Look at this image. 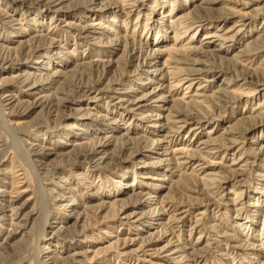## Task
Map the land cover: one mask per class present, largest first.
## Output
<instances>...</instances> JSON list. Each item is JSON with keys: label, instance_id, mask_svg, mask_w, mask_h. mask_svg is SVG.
Returning a JSON list of instances; mask_svg holds the SVG:
<instances>
[{"label": "rangeland", "instance_id": "1", "mask_svg": "<svg viewBox=\"0 0 264 264\" xmlns=\"http://www.w3.org/2000/svg\"><path fill=\"white\" fill-rule=\"evenodd\" d=\"M94 1L0 0V264H264V0Z\"/></svg>", "mask_w": 264, "mask_h": 264}, {"label": "bare ground", "instance_id": "2", "mask_svg": "<svg viewBox=\"0 0 264 264\" xmlns=\"http://www.w3.org/2000/svg\"><path fill=\"white\" fill-rule=\"evenodd\" d=\"M15 1H18V2H21V3H23V4H30L31 6L33 5V6H35V5H38V6H47V8L49 9V7L51 6V4L53 3V2H55V1H57V0H15ZM94 1V0H93ZM135 1V0H134ZM95 2V1H94ZM130 2H131V0H130ZM214 2H216V0H207V1H203V3H206V4H212V3H214ZM135 3V2H134ZM124 5V4H123ZM52 6H53V4H52ZM128 6H130V5H128ZM133 6V5H132ZM136 6V5H135ZM109 8L110 9H112V10H116V8H117V6L115 5V6H109ZM134 8V7H133ZM200 8V7H199ZM206 8V7H205ZM201 9H202V7H201ZM172 10V9H171ZM116 12V11H115ZM2 14V13H1ZM7 14V13H6ZM5 14V15H6ZM129 14V13H128ZM3 15V14H2ZM126 15V14H125ZM172 15V12H169L167 15H166V17H169V16H171ZM231 15V17H235L236 15L235 14H229L228 16H230ZM8 17H9V15H7ZM10 16H11V14H10ZM228 16L226 15V17H224V19H222V21H228ZM243 16H246L247 17V14L245 13V14H243ZM11 18V17H10ZM12 19V18H11ZM230 19V18H229ZM247 19V18H246ZM171 21H169V23H171L172 24V26L174 27L175 25L173 24V23H175L174 21H172V19H170ZM235 26H238L237 24H235ZM92 28H93V26H92ZM92 28L91 29H87V31H91L92 30ZM228 31H230V30H228ZM228 31L226 32V33H228ZM159 33V32H158ZM156 36V38H155V40H151L152 42H162V41H160V38H162L163 37V35L162 34H157V35H155ZM211 35H209V36H207V37H210ZM179 37H180V34H178V33H175V38H176V40H178L179 39ZM36 38H38V37H36ZM43 38V37H42ZM39 39V38H38ZM229 39L230 38H226L225 37V40H227V41H229ZM184 47V46H183ZM188 49V48H187ZM190 50V49H189ZM34 51V50H33ZM33 51H32V53L31 54H29L28 56L30 57V58H33V57H36V53L38 54L39 52H35V53H33ZM179 51V50H178ZM195 51H197V50H195ZM177 53V52H176ZM40 55V54H39ZM156 55V54H155ZM41 56V55H40ZM242 56V55H241ZM245 56H246V54H245ZM248 56V55H247ZM156 57V56H155ZM48 59H49V62H51V58L50 57H48ZM29 60H31V59H29ZM166 62L168 61V59H166L165 60ZM179 62H180V60H178ZM39 62V61H38ZM164 66H166V63L164 64ZM38 70H42V68H40V69H38ZM160 70V69H159ZM158 69H152V70H150L149 71V73H158V71H159ZM203 70H206V69H203ZM223 70V69H222ZM221 70V71H222ZM162 71H165V72H162ZM195 71V70H194ZM200 71V70H199ZM202 71V70H201ZM215 72H217V74L218 73H220L221 71L218 69V70H214ZM169 71L168 70H160V72H159V74L162 76V77H164L167 73H168ZM198 72V71H197ZM203 72V71H202ZM202 72L200 73H195V74H199V75H201L202 74ZM225 72H227V70L225 71ZM255 74L256 73H252L249 77H254L255 76ZM39 75V76H38ZM48 75V74H47ZM52 76H47V77H44V75L42 74V73H40V74H35V73H27V74H24V80H23V82L24 83H29L30 81H32L33 80V85L29 88V90L30 91H32V89H40V90H42V88L41 87H44V91H45V89H47V82H48V80H50V78L52 79L53 77L54 78H56V77H59V76H61L62 74L61 73H59L58 71H56V72H53V74H51ZM190 75V74H189ZM168 76V75H167ZM37 77V79H35ZM154 77H156V76H154ZM153 77V78H154ZM195 78V77H194ZM164 79H166V78H164ZM190 79V78H189ZM197 79V78H196ZM251 79V78H250ZM193 80L194 79H191L190 81L191 82H193ZM45 81H47V82H45ZM180 81H181V79H180ZM252 81H254V80H252ZM262 82V80L260 79L259 80V82ZM50 82V81H49ZM182 82V81H181ZM250 82V81H249ZM258 82V81H257ZM260 82V84H258L259 86L260 85H263L264 86V79H263V83H261ZM31 83V82H30ZM144 83V82H143ZM180 83V82H179ZM173 85V84H172ZM246 85V84H245ZM170 86H171V84H170ZM175 86V85H174ZM190 87H191V85L189 84V89H190ZM172 89H173V87H171ZM200 87H198V89H199ZM250 88V87H249ZM197 89V90H198ZM42 90V91H43ZM77 91H74V94L69 98V97H67V98H55V100H53L55 103H52L53 101H49L48 102V104H47V102H46V105L45 106H50V107H56L57 108V111H59L61 114H62V116L64 115V116H67V115H69V114H67V112H68V110H70V109H72V105L73 104H77V103H80V96H87V98L89 97V92H90V88L89 89H86L85 87H84V89H80L79 87H78V89H76ZM169 90V89H168ZM81 91H83V93L81 92ZM91 91H93V90H91ZM101 91V90H100ZM253 91V90H252ZM81 92V94H79L78 95V93H80ZM169 92H171V90L169 91ZM248 92V91H247ZM250 93H252V92H250ZM255 93H257V92H255ZM101 94H102V92H101ZM200 95L201 94H194L193 96H191L193 99L189 102V103H187V105H188V107H190V108H193L195 105H196V103L198 104V99L197 98H199L200 97ZM242 95V94H241ZM253 95V94H252ZM14 96V94H11V95H8L7 96V98H5V100H9V99H11L12 97ZM170 96H171V94H170ZM245 96V95H244ZM243 96V97H244ZM247 96V95H246ZM245 96V97H246ZM242 97V98H243ZM249 97V96H248ZM255 97V96H254ZM185 98V97H184ZM238 98H240V97H238ZM162 100H164V99H166L165 98V96H163V98H161ZM183 99V98H182ZM252 99V98H251ZM38 104H37V102H32L31 103V106H30V109H33V108H35L36 106H37ZM39 105H44V102L43 103H40ZM192 105H193V107H192ZM129 107V106H128ZM140 107V106H139ZM132 108V107H131ZM2 109H6V107H5V104H4V108H2ZM195 110V109H194ZM134 112V111H133ZM132 112V113H133ZM2 113H3V111H2ZM172 113V112H171ZM4 114V113H3ZM8 114V116H7V121L9 122V124L10 125H13L12 124V122L10 121L11 119L9 118V116L10 115H12V113H6V115ZM195 114L196 113H194V112H192L190 109L188 110V108L186 109V110H183V109H177V111H176V114L175 115H173V118H175V120L174 121H176L177 123H180L181 125V127H185L186 126V124H189L190 122H191V120L193 119V118H195L194 116H195ZM219 114V113H218ZM148 115V114H147ZM196 115H198V114H196ZM149 116V115H148ZM147 116V117H148ZM151 116H156V118L157 119H160V117H162L161 116V114H153V115H151ZM151 116H149L150 118H153V117H151ZM202 116V115H201ZM169 117V116H168ZM204 117V119H205V121L207 122V121H209L211 118L213 119V120H216V115H213V114H211L210 112H206V115L205 116H203ZM262 117V116H261ZM146 118V117H145ZM200 118V117H199ZM210 118V119H209ZM6 119V118H5ZM166 120L168 121V119L166 118ZM196 120V119H195ZM212 120V121H213ZM262 123L264 124V118H261V119H259L258 121H253L252 122V124H250V126H248L244 131H246V132H249L250 130H253V129H255L258 125H262ZM17 140V139H16ZM165 140V139H164ZM19 142H21V141H19ZM169 143H170V141H168ZM168 143V144H169ZM167 144V145H168ZM103 145H105V144H103ZM102 145V146H103ZM153 145L156 147V146H159V145H161V143H156V142H153ZM162 147V146H161ZM166 147V146H165ZM176 147V146H175ZM8 148V147H7ZM157 148V147H156ZM261 148H263V147H261ZM260 148V149H261ZM85 149V148H84ZM155 149V148H154ZM26 150V149H25ZM264 150V149H263ZM6 151V150H5ZM261 151V150H260ZM97 152H98V149L96 148V147H93L92 149H87V150H84V151H82V152H80V153H78V154H80V155H78V156H86L85 158H93L94 157V155L95 154H97ZM189 152V151H188ZM29 153V152H28ZM37 153V152H36ZM39 153V152H38ZM170 153H172L171 155H174V154H185V158H187V156L188 157H190L189 155H187V149L185 148V147H182V148H175V149H173V150H169V152H166V155H170ZM24 154V153H23ZM165 154V153H164ZM30 155V154H29ZM40 157V156H39ZM102 158H105V156L104 157H102ZM101 158V159H102ZM184 158V157H183ZM38 159V158H37ZM192 159H194V158H192ZM92 160V159H91ZM90 160V161H91ZM105 160V159H104ZM166 160H168V159H166ZM189 161V160H188ZM37 162V161H36ZM35 163V162H34ZM38 163V162H37ZM36 163V164H37ZM188 163V162H187ZM40 164V163H39ZM42 165H44L43 163H42ZM198 165V164H197ZM215 165V164H214ZM39 166V165H38ZM199 166V165H198ZM229 171H234V173H237L239 170H234V169H231V168H229ZM242 171V170H241ZM245 173V172H244ZM225 174V173H224ZM221 175V174H220ZM237 175H239L240 176V173H238ZM41 182V181H40ZM23 192H26L25 190L23 191ZM38 192V191H37ZM40 192V191H39ZM22 192H18V196L21 194ZM41 193V192H40ZM44 194V193H43ZM142 194H144V193H139V194H137V197H138V200H141V196H142ZM134 195H136V194H134ZM138 200H137V202H138ZM139 202H141V201H139ZM141 203H143V202H141ZM144 203H146V202H144ZM160 203V202H159ZM144 205V204H143ZM12 207V206H11ZM99 208H102V206L100 207V206H97L96 207V209L98 210ZM2 209V208H1ZM16 209V208H15ZM35 214V213H34ZM38 214H41V215H43L42 214V212H41V210H39V213ZM117 215V214H116ZM130 215V214H129ZM127 215V216H125V217H127V218H130V216H132V215ZM80 216V215H79ZM79 216H77V219H76V223H78L79 222ZM33 217V216H32ZM39 217H40V215H39ZM23 220H25V219H23ZM45 221V220H44ZM22 223V222H21ZM18 225V224H17ZM40 225V224H39ZM46 225V224H45ZM26 226H27V223L25 222L22 226H19L20 227V229L22 230V232L23 231H25V229H26ZM44 226V225H43ZM148 226V225H147ZM14 227V226H13ZM16 228V227H15ZM151 228V227H150ZM18 229V228H17ZM19 229V230H20ZM44 229V228H43ZM42 229V230H43ZM167 229V228H166ZM147 230V229H146ZM20 232V231H19ZM151 234V233H150ZM152 235H153V233H152ZM148 236V235H147ZM151 236V235H150ZM150 237L148 238H146V239H144V241L142 242V244L140 245V247L138 248V249H135L134 250V252H136V253H138V252H140V251H143V253L145 254L146 252H144V251H150V253H152V254H156L160 249H157V248H154L155 247V245H153V244H150ZM171 242L172 241H169V243H168V245L169 244H171ZM167 245V246H168ZM178 246V250L177 251H179V250H182V257L181 258H183V257H190V255H194V251H192V252H190L189 250H188V248H183V247H179L180 246V244L179 245H177ZM176 246V247H177ZM165 248V247H164ZM147 249V250H146ZM163 249V248H162ZM207 251V250H206ZM87 252V251H86ZM134 252H133V254H134ZM181 252V251H180ZM139 254V253H138ZM143 254V255H144ZM198 253H196V255H197ZM126 255H127V253H126ZM185 255V256H184ZM199 255V254H198ZM201 255V254H200ZM195 256V255H194ZM138 257V256H137ZM139 258V257H138ZM192 258V257H191Z\"/></svg>", "mask_w": 264, "mask_h": 264}]
</instances>
